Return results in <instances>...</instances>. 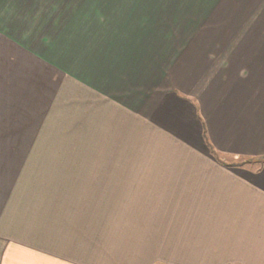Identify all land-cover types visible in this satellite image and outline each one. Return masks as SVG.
<instances>
[{"label":"crops","instance_id":"0c3cea01","mask_svg":"<svg viewBox=\"0 0 264 264\" xmlns=\"http://www.w3.org/2000/svg\"><path fill=\"white\" fill-rule=\"evenodd\" d=\"M6 66L16 94L70 75L160 157L83 191L0 159V264H264V0H0Z\"/></svg>","mask_w":264,"mask_h":264},{"label":"rangeland","instance_id":"374dc122","mask_svg":"<svg viewBox=\"0 0 264 264\" xmlns=\"http://www.w3.org/2000/svg\"><path fill=\"white\" fill-rule=\"evenodd\" d=\"M7 68L0 71V144H8L11 140L14 151H0V159L25 160L28 167L24 169L28 170L27 175H30L34 189L47 185L54 190L58 185L80 187L83 191L88 189V181L93 175L99 180L106 168L114 171L121 169L105 166L108 159L160 157V152L155 151L154 154L141 149L147 145L138 143L136 128L133 131L130 128L127 134L120 125V118H103L102 103L106 101L103 97L95 96L98 101L91 103L86 101L89 97L84 94L74 95L70 75L51 69L33 71L28 91L16 94L9 90L12 86L9 81L24 75L25 71L11 72ZM44 75H47L48 81L46 95L44 93L43 96ZM15 97L20 101H16ZM28 140L32 144L31 149L19 150V146H24ZM152 145L149 144L150 147ZM216 157L231 167L245 164V159ZM92 162L98 165L90 166ZM15 168L17 173L23 169L20 165ZM8 169L1 168L2 176L12 175ZM57 179L58 182H55Z\"/></svg>","mask_w":264,"mask_h":264}]
</instances>
